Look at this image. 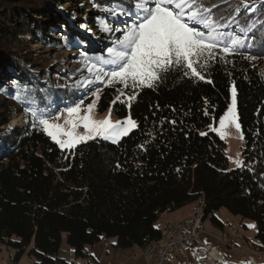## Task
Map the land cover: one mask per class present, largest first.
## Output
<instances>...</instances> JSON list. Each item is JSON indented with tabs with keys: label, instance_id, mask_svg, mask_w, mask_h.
I'll return each instance as SVG.
<instances>
[{
	"label": "trees",
	"instance_id": "obj_1",
	"mask_svg": "<svg viewBox=\"0 0 264 264\" xmlns=\"http://www.w3.org/2000/svg\"><path fill=\"white\" fill-rule=\"evenodd\" d=\"M133 3L111 0L85 12L89 31L107 36L105 44L89 48L90 40L72 32L58 5L0 0V127L15 115L24 118L0 129V253L13 251L8 264L23 258L67 264L59 253L69 247L76 264H91L90 250L102 240L117 250H142L161 238L159 217L186 206L200 207L203 222L220 231L227 228L217 216L221 209L238 217L244 230L251 224L254 235L246 241L264 256V0H202L220 25L217 31L242 44L231 54L217 49L216 58L198 69L203 80L176 69L153 87L135 89L97 81L88 71L89 62L106 55L121 35L104 25L122 29L128 19L108 10ZM72 21L74 28L85 25ZM50 32L77 51L75 67L52 77L24 52L29 37L52 45ZM231 87L242 134L241 160L234 164L214 131ZM96 95L97 112L129 116L137 127L115 143L95 138L60 149L39 118H55L77 104L84 109Z\"/></svg>",
	"mask_w": 264,
	"mask_h": 264
},
{
	"label": "snow or ice",
	"instance_id": "obj_2",
	"mask_svg": "<svg viewBox=\"0 0 264 264\" xmlns=\"http://www.w3.org/2000/svg\"><path fill=\"white\" fill-rule=\"evenodd\" d=\"M244 7L247 8V4ZM108 11L117 17L128 18L123 21L122 29L104 25L105 31H119L121 35L113 46L107 47L106 55L101 54L89 62L88 71L95 74L97 81L108 85L120 84L133 89L153 87L166 73L176 69H183L185 76L203 80L205 77L198 69H203L208 61L216 58L217 49L231 54L237 45L242 44L239 37L226 38L224 33L217 31L220 25L212 19L211 10L203 7L202 0H134L133 5L122 7L119 12L116 9ZM134 98V94L128 97L129 100ZM93 107L94 103L87 105L82 116L80 104L69 107V119L65 123L71 127L67 130L42 117L39 124L62 149H72L98 136L116 140L137 127L130 117L115 124L110 115L103 120H94L91 116ZM31 114L37 117L35 111ZM226 122L234 123L236 129H240L235 88L232 89L231 106L220 119L221 128ZM78 127L85 130L84 135L77 133Z\"/></svg>",
	"mask_w": 264,
	"mask_h": 264
},
{
	"label": "rangeland",
	"instance_id": "obj_3",
	"mask_svg": "<svg viewBox=\"0 0 264 264\" xmlns=\"http://www.w3.org/2000/svg\"><path fill=\"white\" fill-rule=\"evenodd\" d=\"M48 1H50L51 4L53 5H58L56 7L57 12H59L62 15L64 20L70 26L73 33H75L85 41L90 40V42L87 44L89 48H94V47L99 48L102 44H105L107 42V36H101L98 34L95 35L94 33H91L89 31V28L86 25L89 16L85 14V12L90 11L91 10L90 8H92L91 6H104V3H108L111 0H48ZM218 1L220 0H214L215 3H217ZM79 4L80 7L78 9L77 6ZM70 13H72L71 17L69 16ZM73 19L84 21L85 25L83 26V28L81 27L74 28V26H71V22H73L72 21ZM49 37L52 38V40H54L52 41V45L51 43H47L48 45H46L45 41L32 40L29 37L28 38L29 43L28 46L25 47L24 52H26L27 59L30 60L32 65H37L39 66V68L49 71L52 77L54 71H58L62 69L71 70V68L75 67V64L72 62L73 61L72 56H74L77 53V51L67 50L62 43V39L57 33L50 32ZM260 70L262 75L264 76V63L261 64ZM232 89L233 87H231L230 89V101L228 108L231 106L232 103ZM97 99H98V95H96L95 98L90 103V104L94 103V107L91 111V116L94 120H98V121L103 120L106 117H109L110 115V119L112 123L115 124L117 121H126L129 118L128 116L120 120L112 116L110 110H107L103 113L97 112L96 111ZM86 109L87 106L84 109H81V116L84 114ZM226 113L227 110L220 117V119L224 117ZM57 117H59L58 120H56L55 117V118H50L49 121L54 123H59L66 130L71 127V125L65 123V121L69 119L67 110H63L61 114L58 115ZM220 119L218 120L217 126L214 128V131L224 141L226 145L225 147L226 155L228 157H234L235 162L239 163L241 160V148H242L241 130L240 129L237 130L234 123L229 124L227 122L225 124V127L221 128ZM23 122H24V118L21 114L15 115L11 118L8 125L4 127H0V129L6 130L7 128H14L18 125L23 124ZM42 129L44 131L43 126ZM44 132L47 134L46 131ZM77 133L80 135H84L85 130L82 127H78ZM221 133H223V135H221ZM96 138H102V137L98 136ZM120 138L121 137H119L116 140H113L111 138L104 140L115 143ZM58 147L62 149L59 145ZM62 150H69V149L63 148ZM192 208L193 206H186L174 212L165 213L159 217V219L155 223V226L158 227L159 229H164L169 223H174L179 219H181ZM217 216L227 226V228L223 231H220L218 228L214 227L211 224V222L207 219L203 222L204 232L201 237L203 240L205 239L209 241L213 247L224 253V255L226 256L225 264H250L248 260L249 257H253L256 264H264V256L260 252L253 249L246 241L247 238L252 239L254 235V229L252 225L249 224V230H244L239 224L238 217L229 214L225 209H221L217 213ZM232 232H236L237 234L241 235L242 239L232 238L231 237ZM232 239H234L239 243L238 248H236L234 245L229 246L231 249L225 247V244L229 240L232 241ZM103 241L104 240H102L100 243L94 245L91 248L90 250L91 257L89 258L91 264H108V263L145 264L140 249L134 247L131 249L117 250L112 246L113 241L110 240H106L108 246L106 248H103L102 247ZM245 241L247 245L245 244ZM12 253H13L12 250L6 251L5 249H3L2 252L0 253V264L9 263L8 255H11ZM194 255H195L194 251L188 253L189 261L192 264L194 263L195 260ZM59 257L63 259H66L68 257L67 248L60 251ZM20 264H25V258L21 260ZM172 264H184V263L182 262L180 263V258L179 259L172 258Z\"/></svg>",
	"mask_w": 264,
	"mask_h": 264
},
{
	"label": "built area",
	"instance_id": "obj_4",
	"mask_svg": "<svg viewBox=\"0 0 264 264\" xmlns=\"http://www.w3.org/2000/svg\"><path fill=\"white\" fill-rule=\"evenodd\" d=\"M229 163L233 164L234 160L231 161L230 158ZM202 219L203 214L200 207L195 206L184 219L166 226L158 241H151L141 250L144 263L172 264V258H180V263L192 264L189 261L188 253L194 251L193 264H225L224 255L218 249L201 240V235L204 232ZM231 237L242 239V236L236 232H232ZM225 245L229 247L231 244L227 242ZM107 246L108 243L104 240L102 247L106 248ZM67 253L68 257L65 262L76 264L75 249L69 247ZM248 260L250 264H256L253 257H249ZM25 264H30V259L25 258Z\"/></svg>",
	"mask_w": 264,
	"mask_h": 264
},
{
	"label": "crops",
	"instance_id": "obj_5",
	"mask_svg": "<svg viewBox=\"0 0 264 264\" xmlns=\"http://www.w3.org/2000/svg\"><path fill=\"white\" fill-rule=\"evenodd\" d=\"M234 158V157H233ZM235 160V159H234ZM190 211L191 210H189L188 212H187V214L186 215H184L181 219H179L178 221H180V220H182V219H184L189 213H190ZM177 222V221H176ZM175 223V222H174ZM170 224H172V223H169L168 225H170ZM167 225V226H168ZM202 236V235H201ZM201 240L203 241V242H205V243H208V244H210L211 245V243L209 242V241H207V240H203L202 239V237H201ZM228 243H230L231 245H234L236 248H238V242L237 241H235L234 239H232V241L231 240H229L228 241ZM245 244L247 245V243H246V241H245ZM212 246V245H211ZM213 247V246H212ZM225 247H227V248H230V247H228V246H226L225 245ZM213 248H215V247H213ZM231 249V248H230ZM241 249V248H240ZM233 250V249H232ZM223 255H224V253L222 252V251H220ZM224 257H226L225 255H224ZM226 259V258H225Z\"/></svg>",
	"mask_w": 264,
	"mask_h": 264
},
{
	"label": "bare ground",
	"instance_id": "obj_6",
	"mask_svg": "<svg viewBox=\"0 0 264 264\" xmlns=\"http://www.w3.org/2000/svg\"><path fill=\"white\" fill-rule=\"evenodd\" d=\"M234 159L231 158V161H233Z\"/></svg>",
	"mask_w": 264,
	"mask_h": 264
}]
</instances>
